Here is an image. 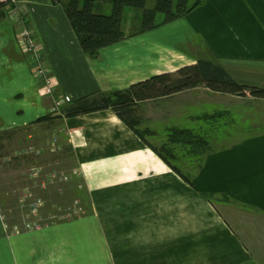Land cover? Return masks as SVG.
Masks as SVG:
<instances>
[{
  "label": "crops",
  "instance_id": "obj_1",
  "mask_svg": "<svg viewBox=\"0 0 264 264\" xmlns=\"http://www.w3.org/2000/svg\"><path fill=\"white\" fill-rule=\"evenodd\" d=\"M12 3L25 14L65 103L125 90L199 58L240 84L264 88V0H201L182 17L100 48L95 58L82 51L60 3L0 0V132H55L62 155L80 171L83 184L72 198L85 209L14 230L0 197V264H264V96L201 85L137 99L128 109L132 127L110 107L60 116L65 103L52 110L19 47ZM133 14L123 20L127 32ZM45 114L51 117L36 120ZM174 127L207 142L193 171L181 159L177 171L151 147L168 142ZM183 148L176 153L186 158Z\"/></svg>",
  "mask_w": 264,
  "mask_h": 264
},
{
  "label": "trees",
  "instance_id": "obj_2",
  "mask_svg": "<svg viewBox=\"0 0 264 264\" xmlns=\"http://www.w3.org/2000/svg\"><path fill=\"white\" fill-rule=\"evenodd\" d=\"M53 1L62 5L82 51L90 58H95L102 47L186 15L201 2V0H154L152 7H146V0H110L111 11L104 13L101 11L100 4L103 0ZM11 6L12 10H19L21 16L24 17L25 14L16 3H12ZM124 7L141 9L140 14L137 12H135L137 13L135 16L133 14L128 32L125 31L123 25ZM157 15L162 16L161 20H157ZM201 85L225 93L244 94L245 90H249L252 94L264 96V88L240 84L219 64L199 58L194 64L182 66L174 73L153 75L146 80L130 85L125 90L96 92L65 103L61 106L59 115L67 117L110 107L127 125L132 127L136 124V120L128 109L135 100L170 95ZM50 117V114H45L36 120H46ZM3 132L1 131L0 135ZM168 135V142L159 146L151 145V147L177 171H180L176 162L180 158L177 156L180 151L177 149L178 145L181 150L184 145H187L183 152L187 153L186 158L192 159V157L198 158L199 148L203 144H207L201 136L194 134L188 128L174 127ZM52 160L55 161L56 157H53ZM54 190H58L57 186L54 187ZM211 195L207 194L208 197ZM7 225L9 224L7 223Z\"/></svg>",
  "mask_w": 264,
  "mask_h": 264
},
{
  "label": "rangeland",
  "instance_id": "obj_3",
  "mask_svg": "<svg viewBox=\"0 0 264 264\" xmlns=\"http://www.w3.org/2000/svg\"><path fill=\"white\" fill-rule=\"evenodd\" d=\"M101 11L104 13H110L111 2L110 0H103L101 3ZM154 0H146V7H152ZM137 12L141 13V9H134L131 7H124L123 15L124 18L127 17V13ZM134 13V16L135 14ZM133 16V15H132ZM134 22L135 21V17ZM126 22H123L125 25ZM174 73V72H173ZM40 83V82H39ZM41 84V83H40ZM43 93L50 100L51 104L55 105L56 101L61 100L63 97H56L55 87L52 89L51 94L48 93L47 88L44 85H40ZM52 105V106H53ZM47 134L40 135L38 131L36 134L31 133V137L28 136L27 130L23 129H10L9 131H4L0 135V197L2 200V206L4 209L5 220L7 223H15L18 229H22V214L25 211L24 207L19 205V197L21 196L22 187L25 184L31 186L36 193L43 199V210L45 213L47 211H54L61 213L63 209L67 208L73 202V191L72 188L75 186L82 187V181L78 178H72L71 180L63 183L50 184L45 190H39L37 182L39 178H33L30 175V168L40 165L44 172L50 171H66L71 169V158L62 155V150H60V142L58 140L59 136L53 134L55 132H46ZM44 135V136H43ZM58 136V137H57ZM44 137V138H42ZM55 140V141H54ZM57 146L55 151H50L49 147L52 143ZM212 143V142H211ZM216 143L213 142L212 145ZM187 145H184L183 149H186ZM39 149V153H35L34 150ZM56 157V160H52ZM182 160V164L188 165L187 169L193 171L196 169L200 159L198 158H178ZM180 164V166L182 165ZM187 173V172H185ZM190 175L192 172H189ZM69 184L67 190L63 191V187ZM60 185L61 191H55L54 187ZM85 209H83V212ZM10 226V224H9ZM14 228V227H13Z\"/></svg>",
  "mask_w": 264,
  "mask_h": 264
},
{
  "label": "built area",
  "instance_id": "obj_4",
  "mask_svg": "<svg viewBox=\"0 0 264 264\" xmlns=\"http://www.w3.org/2000/svg\"><path fill=\"white\" fill-rule=\"evenodd\" d=\"M10 18L21 24V30L18 36V44L22 51L26 52L29 55L30 64L33 72L37 76L38 81L44 85L48 93L51 94L52 89L55 87L56 82L52 77L50 70L44 62L41 51L36 46V38L33 35V32L27 25V18L22 17L19 10H13L10 13ZM40 84V85H41ZM68 101V97H64L61 100L56 101V104L53 105L52 110H56L62 104ZM55 141V140H54ZM53 142L49 147L50 151H55L57 146ZM35 153H39L40 150H34ZM30 175L35 178H39L37 185L39 190H45L50 184L54 183H63L71 180L72 178L78 177L80 171L77 168L69 169L66 171H50L44 172L40 165L30 168ZM57 186V191H61L62 188L60 185ZM19 197V205L24 207V212L22 214V229H37L41 226L50 224L55 221L70 219L77 215L83 213V208L80 205L79 199L75 198L67 208L63 209L61 213L54 211H47L46 213L43 210L42 206L44 204L43 199L36 195L33 188L28 184H25L22 187ZM14 227V228H13ZM14 230L18 229L17 224L12 226Z\"/></svg>",
  "mask_w": 264,
  "mask_h": 264
}]
</instances>
